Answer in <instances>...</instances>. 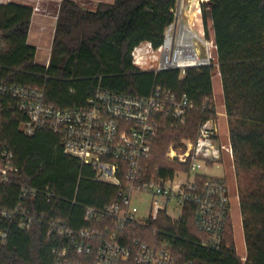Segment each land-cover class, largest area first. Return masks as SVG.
<instances>
[{"label":"trees","instance_id":"1","mask_svg":"<svg viewBox=\"0 0 264 264\" xmlns=\"http://www.w3.org/2000/svg\"><path fill=\"white\" fill-rule=\"evenodd\" d=\"M175 0H112L98 2L94 10L72 0L59 3L49 64L35 60V47L27 42L31 7L15 2L0 4V78L41 86L45 101L60 108L82 106L99 86L119 93L147 95L162 86L186 95L195 104L183 124L172 125L167 115L159 117L152 151L145 160L147 172L172 176L182 169L165 154L184 139H194L198 126L216 115L212 74L215 65L221 80L228 136L233 150L245 259L231 250L215 251L200 245L203 233L194 226V206L186 203L181 218L173 221L161 212L156 220L112 225L109 218L84 221V206L104 207L117 200L118 188L93 179L91 165L65 154L57 135L39 130L25 135L19 129L24 117L13 109L0 112V148L7 146L19 167L17 182L0 186V203L17 201L19 184L39 190L48 186L54 198L42 194L32 200L35 212L64 218L74 229L108 226L122 242L140 238L152 244L166 241L174 254L196 264H264V0H208L202 3V21L207 38L215 44L211 65L178 69L140 70L130 52L141 41L161 44L172 20ZM210 24L211 36L208 34ZM205 176H197V180ZM8 234L0 241V264H55L53 248L65 238L47 234L44 222L28 229L19 220L0 217ZM156 231V233H155ZM232 240L231 221L225 224L224 240ZM233 243V242H231ZM72 260L90 263L93 255L75 254Z\"/></svg>","mask_w":264,"mask_h":264},{"label":"built area","instance_id":"2","mask_svg":"<svg viewBox=\"0 0 264 264\" xmlns=\"http://www.w3.org/2000/svg\"><path fill=\"white\" fill-rule=\"evenodd\" d=\"M206 1L175 0L172 20L164 29L161 44L154 46L149 40L139 42L130 52L132 64L140 70L178 69L181 76L188 67L213 64L215 55L211 49L215 51V44L212 38L204 36L202 27V3ZM7 2L10 0H0V4ZM30 7L31 16L49 15L40 0H34ZM54 18L57 19V13ZM3 49L0 33V53ZM49 58L50 54L42 63L45 67ZM4 108L13 109L24 117L19 124L23 134L51 131L57 135L65 154L92 166L94 180L118 188L116 201L101 208L84 206V221L109 218L112 225L144 223L156 220L161 212L178 221L184 205L189 203L194 206V226L203 233L200 245L215 251L231 250L224 240L225 224L231 216L230 187L225 178L204 173L224 155L233 161L228 133L226 140L221 139L219 133V113L198 126L194 139H184L177 147L168 148L167 159L177 161L184 168L175 170L172 176H157L148 174L145 160L152 151L159 117L167 115L171 126L183 124L187 112L195 108L194 102L184 94L159 85L144 96L98 86L84 105L60 108L45 101L41 86L0 78V112ZM18 171L12 151L2 146L0 186L17 182ZM197 176L205 178L197 180ZM134 193L150 196L144 219L129 207ZM38 194H42L46 202L54 198L48 186L39 190L20 183L16 203L12 206L0 203V217L10 222L18 219L23 229L30 228L34 222H44L47 234L64 237L65 240L53 248L55 264H82L67 256V243L75 254L93 255L92 262L83 264H196L193 260L179 258L166 241L156 245L135 238L126 244L118 232L107 225L71 228L64 218L31 208ZM171 211H177V216L173 217ZM7 234L8 229L1 227L0 241L4 242Z\"/></svg>","mask_w":264,"mask_h":264},{"label":"rangeland","instance_id":"3","mask_svg":"<svg viewBox=\"0 0 264 264\" xmlns=\"http://www.w3.org/2000/svg\"><path fill=\"white\" fill-rule=\"evenodd\" d=\"M40 1H41L42 6L46 8L48 7V5L45 4V2L48 0H40ZM61 1L62 0H60L59 2ZM74 2L81 8H84L87 10L88 9L94 10L96 5L98 4L93 0H77ZM55 9H56L55 11L58 14V7L56 6ZM202 27L204 30V36L206 37L207 34H205L203 21H202ZM207 29L209 31L208 34L211 36L212 32L210 29V24H208V27L206 28V30ZM211 50H212V54L215 55L214 48H212ZM212 87H213V93H214L213 101L219 113V133H220L221 139L226 140L227 126H226V121L224 119L226 115H225V112H222L224 111V108L222 109V100H223L222 87H221V80H220V76L218 74V69L216 65H215V69L212 74ZM221 113H224V114H221ZM165 157H166V154H165ZM204 173L208 176L225 178V180L227 181L230 187V192H231L230 196H231V202H232L230 221H231L233 241H229V239H226V243L230 245L232 244L237 256H239L240 258L245 257L246 256L245 242H244L243 231H242V226H241L239 197H238L237 182H236L234 168H233V161L230 159V157L224 155L221 161L209 166L207 169L204 170ZM149 204H150V196L147 193H134L130 200L129 207L132 211L137 212L139 218L144 219L148 214ZM177 213H178L177 211L170 212V214L173 217H176Z\"/></svg>","mask_w":264,"mask_h":264},{"label":"crops","instance_id":"4","mask_svg":"<svg viewBox=\"0 0 264 264\" xmlns=\"http://www.w3.org/2000/svg\"><path fill=\"white\" fill-rule=\"evenodd\" d=\"M59 1L60 0L46 1L45 4L48 5L47 9L49 11V15L43 16L40 14H35L31 16L30 19L27 42L35 47V60L41 64L45 62L47 56L50 54V48L52 45L54 28L56 24V18H54V15L57 12L55 11L56 10L55 7L57 6V4L60 3ZM93 1L98 3L100 1L111 2L112 0H93ZM10 2L31 6L34 0H10ZM213 97H214V93H213ZM223 108H224V104L222 100V109ZM216 112L218 113L217 108H216ZM222 112H225V110ZM224 119L226 121V117ZM226 126H227V121H226ZM227 133H228V127H227Z\"/></svg>","mask_w":264,"mask_h":264}]
</instances>
